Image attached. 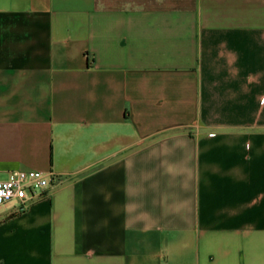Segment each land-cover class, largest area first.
<instances>
[{
  "label": "crops",
  "instance_id": "crops-1",
  "mask_svg": "<svg viewBox=\"0 0 264 264\" xmlns=\"http://www.w3.org/2000/svg\"><path fill=\"white\" fill-rule=\"evenodd\" d=\"M0 264H264V0H0Z\"/></svg>",
  "mask_w": 264,
  "mask_h": 264
},
{
  "label": "built area",
  "instance_id": "built-area-1",
  "mask_svg": "<svg viewBox=\"0 0 264 264\" xmlns=\"http://www.w3.org/2000/svg\"><path fill=\"white\" fill-rule=\"evenodd\" d=\"M65 176L53 170H11L0 178V206L16 201L19 209L26 208L44 196L49 188L63 183Z\"/></svg>",
  "mask_w": 264,
  "mask_h": 264
}]
</instances>
